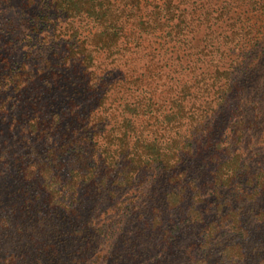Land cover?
Listing matches in <instances>:
<instances>
[{"label":"trees","instance_id":"obj_1","mask_svg":"<svg viewBox=\"0 0 264 264\" xmlns=\"http://www.w3.org/2000/svg\"><path fill=\"white\" fill-rule=\"evenodd\" d=\"M0 116L21 174L0 244L41 248L5 264H65L69 233L74 264L96 233L107 264L174 254L210 207L239 224L264 195V0H0Z\"/></svg>","mask_w":264,"mask_h":264},{"label":"rangeland","instance_id":"obj_2","mask_svg":"<svg viewBox=\"0 0 264 264\" xmlns=\"http://www.w3.org/2000/svg\"><path fill=\"white\" fill-rule=\"evenodd\" d=\"M6 9H8L6 13H11V15L18 13L11 6ZM24 35V33L20 35V39L24 38L20 46H24L28 41ZM68 87L59 89L61 94L58 99L53 100L51 98L52 95L48 94L46 98L51 99L45 106H50V110L52 111L59 110L62 104L69 100L68 98L72 94V87ZM31 111L32 105H28V112ZM25 112L24 110H15L14 114L25 115ZM9 118V116H5L4 118L0 116V124L7 127ZM15 147L19 153L29 150L25 143H17ZM5 157L6 159L0 160V202L4 201L9 207L13 203L18 204L20 202L19 185L21 183V174L19 173L18 166L12 164L14 157L11 154H6ZM228 195L229 193L224 192V201L227 203L229 199ZM251 209L254 211V214L251 213L252 216L244 218L239 224L236 219H233V215L227 219V223H217L220 220L219 217L227 216L229 211L223 207L222 212L218 214L216 212L218 209L210 207L203 218L205 220V223H203L204 229L200 228L198 224L197 226L191 225L195 228L192 233L186 234V232L183 234L179 230L180 240H178V245L179 247L180 244L182 246L180 250L175 252L177 249L175 248L172 251L174 254L165 255L163 258H160L157 256L159 254V248L157 247L160 246V243L156 242L153 246L154 249H149L148 253H143L144 258L138 260L137 264H264V195L261 199L254 202ZM15 216L16 214H13L12 218ZM210 222L213 225L212 231L205 232L207 228L206 224ZM221 224H223L222 228L220 227ZM103 234L96 233L95 238L92 236L93 242L83 249V259L77 264H107L109 262L107 257L110 253H108L106 242L108 244L109 242H114L116 235L110 234L108 237V235L103 236ZM60 239L59 245L62 249L60 248L61 251L59 254H62L64 263L74 264L70 263L75 255L74 252L79 250V244H85V240L82 239L83 241L79 242L72 239L71 233L66 235V241L60 242ZM106 239L108 240L106 241ZM12 241L11 244H0V264H5L4 257L10 252L16 258H19L17 256L20 253L22 256L34 260L33 255L37 252L36 250L41 249L38 245L40 243L39 241L36 242L35 239H31L24 234L21 237L13 236ZM190 241L194 243L191 255L184 251L187 242ZM123 260L124 264H127L125 261L128 258L123 257ZM12 264L27 263L21 260H15ZM130 264H135V261H132Z\"/></svg>","mask_w":264,"mask_h":264}]
</instances>
